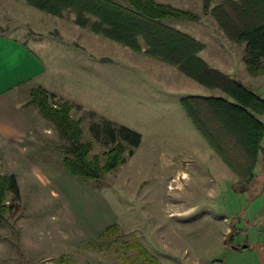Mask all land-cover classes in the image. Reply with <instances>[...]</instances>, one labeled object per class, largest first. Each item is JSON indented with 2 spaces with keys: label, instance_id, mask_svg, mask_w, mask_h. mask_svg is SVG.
Returning <instances> with one entry per match:
<instances>
[{
  "label": "rangeland",
  "instance_id": "1",
  "mask_svg": "<svg viewBox=\"0 0 264 264\" xmlns=\"http://www.w3.org/2000/svg\"><path fill=\"white\" fill-rule=\"evenodd\" d=\"M155 1L196 14V21L163 23L204 42L210 65L223 71L234 65L235 80L264 99V73L243 77L239 60L244 59V44L228 40L215 20L203 14L201 0ZM223 1L212 0L210 7ZM3 21L20 33L0 28L2 33L29 38V48L45 68L44 88L59 95L54 100L50 95L51 104L58 106L65 98L73 105L70 116L80 122L83 140L92 144L89 159L115 145L104 132L105 122L138 133L141 141L137 148L128 147L123 164L99 183L73 179L78 189L72 192L80 193L71 195L59 181L67 175L61 164L63 141L34 107V113L24 109L30 120L41 122L30 158L50 184L26 180L20 197L6 199L11 211L0 225V264H264V137L255 177L243 185L224 162L236 177L216 170L218 155L179 103L220 90L186 76L180 80L166 70L167 63L145 54L142 37L141 52H134L77 27L71 12L53 17L17 0L11 11H0ZM258 119L264 124V115ZM111 226L110 234L99 236ZM96 228L103 231L88 239ZM61 256L63 263L58 262Z\"/></svg>",
  "mask_w": 264,
  "mask_h": 264
},
{
  "label": "trees",
  "instance_id": "2",
  "mask_svg": "<svg viewBox=\"0 0 264 264\" xmlns=\"http://www.w3.org/2000/svg\"><path fill=\"white\" fill-rule=\"evenodd\" d=\"M23 1L53 17L71 12L77 27L134 52H141L138 37H142L147 56L175 66L181 74L202 86L220 90L225 97L187 96L179 103L193 127L240 177V183H251L264 137V124L258 119L264 113V99L205 63L198 56L203 49L199 41L163 23L165 20L196 21V14L155 0H123L125 5L111 0ZM201 1L203 14L215 20L228 40L244 44L243 60L248 73H264L261 66L264 62V0H225L213 8L210 7L212 0ZM29 96L26 106L34 107L38 115L54 127L63 141L62 167L79 182L99 183L107 173L123 164L128 147L137 148L140 144L138 133L122 126L110 128L105 122L104 132L115 145L101 157L89 159L92 144L83 140L80 122L70 116L73 105L66 100L58 106L52 105L50 95L41 86L31 88ZM9 192L19 197L15 176L0 175V225L11 211L6 204ZM114 228L105 229L99 236L106 237ZM132 246L139 247L140 254H146L142 246ZM63 261L61 256L58 262ZM211 264H221V261L214 260Z\"/></svg>",
  "mask_w": 264,
  "mask_h": 264
},
{
  "label": "crops",
  "instance_id": "3",
  "mask_svg": "<svg viewBox=\"0 0 264 264\" xmlns=\"http://www.w3.org/2000/svg\"><path fill=\"white\" fill-rule=\"evenodd\" d=\"M16 3L17 0H0V11H4V9H7V11H11ZM7 23L9 22H1L0 28H4L6 30L7 28H10L11 32L20 33L19 29H17L19 27L16 26L17 28L14 29L13 27H11V25H7ZM28 40L29 38L20 40L18 38H15L14 36L2 33V31L0 30V175L15 176L19 197L21 196L22 184L26 180L29 184L32 183V180L38 182L39 184H50V181L45 178L42 170L39 169V166H37L36 163L30 158V155L33 152V148L31 146L35 138L36 130H38V125H41V122L39 121V119L30 120L25 115L23 110L31 109L33 113L36 112L34 109H32V106H26V103L30 99L29 90L31 88L37 86H41L44 88L41 79L45 72V68L43 63L39 59V56L37 54H34V52L29 48L27 44ZM199 42L203 45V49L200 51L198 56L205 63L210 65V59H204V56L208 55V49L206 48L207 46L204 42ZM223 43H216V45H218L217 47H220V49H222L224 47L222 45ZM242 60L243 57L241 56L239 64L240 70H242L244 75L243 77L252 78V76L247 71L245 63L242 62ZM212 67L214 68V66ZM227 67L231 68V66ZM228 68L224 71L221 69L219 71L232 79H236L235 76H233L235 75L233 73H235L237 69L234 67V65L233 68L229 70ZM170 69H172L174 73L178 75L179 79L182 80L181 76L184 75L178 72L176 67L171 65H169V68L166 67L167 71H169ZM238 74L241 75L240 71ZM44 89L47 91L48 95L53 96V100L60 99L56 97L58 94L55 95L56 93H54L52 90H48L46 88ZM219 96L224 95L222 94V92H219L217 94H210L206 97ZM34 123L36 125L35 127ZM41 132H44V130H42ZM217 157L219 159H216L213 163V166L216 168V170L220 171V173L222 175H225L226 177H236L234 173L228 171V167H226L220 157ZM254 170L253 175L255 177ZM220 173L219 176H221ZM59 181L62 183L60 185L61 188L64 186L63 189L67 192H70L71 195L77 196V193H80V191H77L76 193L72 192V189L74 187L78 189V186L74 183L73 178L68 175V173L67 175L62 174V176H60L59 178ZM79 189L81 190V187ZM53 195L55 196V193H53ZM11 196L12 193L9 192L6 196V199ZM100 228L90 229V232L92 234L88 236V239L92 238L93 235H97L98 233L103 231V229L100 231ZM260 236L264 238V233L260 234Z\"/></svg>",
  "mask_w": 264,
  "mask_h": 264
},
{
  "label": "water",
  "instance_id": "4",
  "mask_svg": "<svg viewBox=\"0 0 264 264\" xmlns=\"http://www.w3.org/2000/svg\"><path fill=\"white\" fill-rule=\"evenodd\" d=\"M263 190H261V192H262ZM261 192L258 194V195H256L255 197H253L251 200H250V202L249 203H252V201L254 200V199H256L260 194H261ZM247 247V245H243L242 246V249L243 248H246ZM234 248V247H233Z\"/></svg>",
  "mask_w": 264,
  "mask_h": 264
},
{
  "label": "bare ground",
  "instance_id": "5",
  "mask_svg": "<svg viewBox=\"0 0 264 264\" xmlns=\"http://www.w3.org/2000/svg\"><path fill=\"white\" fill-rule=\"evenodd\" d=\"M173 190V189H172Z\"/></svg>",
  "mask_w": 264,
  "mask_h": 264
}]
</instances>
